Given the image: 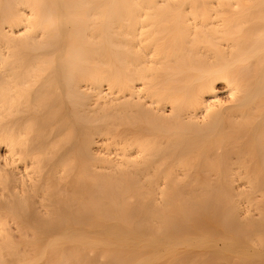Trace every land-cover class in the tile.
<instances>
[{
    "label": "bare ground",
    "instance_id": "bare-ground-1",
    "mask_svg": "<svg viewBox=\"0 0 264 264\" xmlns=\"http://www.w3.org/2000/svg\"><path fill=\"white\" fill-rule=\"evenodd\" d=\"M0 264H264V0H0Z\"/></svg>",
    "mask_w": 264,
    "mask_h": 264
}]
</instances>
